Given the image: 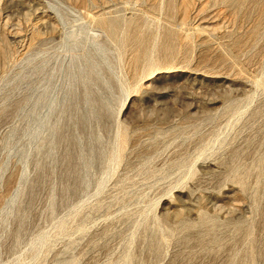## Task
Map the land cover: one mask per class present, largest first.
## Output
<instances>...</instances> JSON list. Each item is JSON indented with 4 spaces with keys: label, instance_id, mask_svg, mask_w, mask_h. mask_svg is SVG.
<instances>
[{
    "label": "rangeland",
    "instance_id": "1",
    "mask_svg": "<svg viewBox=\"0 0 264 264\" xmlns=\"http://www.w3.org/2000/svg\"><path fill=\"white\" fill-rule=\"evenodd\" d=\"M0 264H264V0H0Z\"/></svg>",
    "mask_w": 264,
    "mask_h": 264
},
{
    "label": "bare ground",
    "instance_id": "2",
    "mask_svg": "<svg viewBox=\"0 0 264 264\" xmlns=\"http://www.w3.org/2000/svg\"><path fill=\"white\" fill-rule=\"evenodd\" d=\"M58 5V4H57ZM53 9V8H52ZM56 11V10H55ZM72 34V33H71ZM93 45L97 46V44L95 42L92 43ZM49 106H51V104L49 103ZM42 123V119H39L38 121H36V124H35V131L39 130L40 128V125ZM41 242V238L38 239L35 244H38Z\"/></svg>",
    "mask_w": 264,
    "mask_h": 264
}]
</instances>
